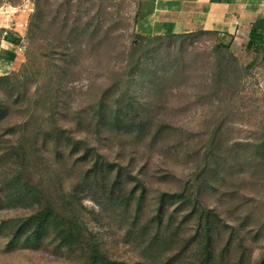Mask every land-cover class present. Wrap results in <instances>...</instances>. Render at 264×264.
Listing matches in <instances>:
<instances>
[{"label": "trees", "instance_id": "16d2710c", "mask_svg": "<svg viewBox=\"0 0 264 264\" xmlns=\"http://www.w3.org/2000/svg\"><path fill=\"white\" fill-rule=\"evenodd\" d=\"M80 1L61 0L53 6L51 0H34L26 31L29 47L24 79L16 74L0 75V209L8 205L26 208L0 221V237L7 239L10 248L55 244L78 250L85 257L81 264H147L110 253L91 224L95 221L100 227L115 224L123 229L125 240L154 264H246L240 231L205 200L214 187V164L204 161L183 188L162 190L155 211L146 215L148 186L143 174L135 173L130 162L110 159L104 150V140L113 138H126L130 148L139 147L146 139L149 146H155L163 139L168 126L156 115L167 83L180 75L177 55L186 52L185 41L218 32L149 35L133 27L124 65L112 70L110 82L92 103L66 111L60 93L52 94L39 80L45 71L43 64L51 68L55 56L48 54L49 59L36 66L32 50L45 22L54 25L58 33H67L66 45L90 30L96 33L104 28L103 7L96 10L98 21L94 23L89 15L73 12L74 6L80 8ZM6 2L14 1L0 0V6ZM22 38L0 27V45L3 40L18 45ZM216 47L219 52L229 48ZM247 47L261 48L264 62V17L253 23ZM72 48L63 52L66 64L53 70L59 81L58 73L74 64ZM215 70L217 74L226 70L225 76L229 75L226 65ZM32 84H37L33 93ZM10 119L15 120L9 123ZM49 145L54 146L57 157L64 155L63 149L75 155L72 168L78 163L86 165L67 186L49 173ZM164 177L173 179L175 173L167 171ZM236 239L239 254L235 259ZM257 264H264V259Z\"/></svg>", "mask_w": 264, "mask_h": 264}, {"label": "rangeland", "instance_id": "374dc122", "mask_svg": "<svg viewBox=\"0 0 264 264\" xmlns=\"http://www.w3.org/2000/svg\"><path fill=\"white\" fill-rule=\"evenodd\" d=\"M13 1L12 5L22 2ZM60 1L51 0L53 6ZM10 4L6 2L1 6ZM79 5V9L72 6L73 12L89 15L94 18V23L98 21L94 17L96 10L103 7L107 18L104 28L100 27L96 33L90 30L66 45L67 33L62 35L54 25L45 22L41 37L35 41L32 50L36 55V66L43 59H49L48 54L55 56H51L55 58L51 68L42 63L45 71L39 80L42 86L48 85L52 94L60 93L62 109L66 111L92 103L110 82L112 70H119L124 65V53L137 20L134 0H82ZM32 12L17 18L24 24L25 38ZM13 18V15H0V24L11 25ZM248 40L249 32L239 35L236 40L218 32L185 41L186 52L177 55L180 75L167 83L156 115L168 126L163 139L155 146H149L146 139L139 147L130 148L126 138H113L104 140V150L110 159L130 162L135 173L143 174L148 186L146 215L155 211L156 198L162 190L183 188L204 161L214 164L217 170L212 179L214 187L206 193L205 200L221 213L227 224L240 231L247 253L246 264H257L264 259V62L262 49H249ZM217 44L229 48L219 52ZM68 46L74 47L71 50L74 64L70 70L58 73L59 81L53 70L61 63L66 64L63 52L69 51ZM27 47L28 44L12 64L14 69H8L6 73L0 68V75L16 72V76L24 79L22 72ZM225 65L228 66V77L224 74L226 70L222 74L215 70ZM37 84L31 85L32 93ZM63 150L64 155L57 157L54 146L49 145L46 156L52 168L49 173L55 174L52 177L67 186L86 165L78 163L72 168L76 156L69 155L68 149ZM167 171H174L175 177L165 178ZM44 172L47 173L46 169ZM25 209L8 205L0 209V221ZM91 224L110 253L127 261L142 260L154 264L145 260L131 241L125 240L123 229H118L115 224L107 227H100L95 221ZM229 232L228 228L225 237ZM237 242L236 239L233 258L239 254ZM84 259L80 251L55 247V244L10 248L7 239L0 237V264H81Z\"/></svg>", "mask_w": 264, "mask_h": 264}, {"label": "crops", "instance_id": "0c3cea01", "mask_svg": "<svg viewBox=\"0 0 264 264\" xmlns=\"http://www.w3.org/2000/svg\"><path fill=\"white\" fill-rule=\"evenodd\" d=\"M33 5L32 0H22L18 5L0 6V15L14 17L11 25L3 22L0 27L23 36L24 24L17 18L25 13L29 15ZM134 6L136 31L149 35L210 30L236 40L239 35L249 32L257 19L264 17V0H134ZM17 46L6 40L1 43L0 68L6 73L8 69H14L12 64L19 59L18 54L23 53Z\"/></svg>", "mask_w": 264, "mask_h": 264}, {"label": "built area", "instance_id": "2783aa9c", "mask_svg": "<svg viewBox=\"0 0 264 264\" xmlns=\"http://www.w3.org/2000/svg\"><path fill=\"white\" fill-rule=\"evenodd\" d=\"M26 45H27V40L26 38L23 36L22 41L18 44V50L19 51H25L26 50Z\"/></svg>", "mask_w": 264, "mask_h": 264}]
</instances>
